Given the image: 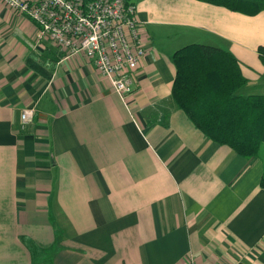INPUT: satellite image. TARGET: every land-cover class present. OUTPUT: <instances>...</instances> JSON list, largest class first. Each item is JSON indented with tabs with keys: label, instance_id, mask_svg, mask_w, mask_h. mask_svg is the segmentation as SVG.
I'll list each match as a JSON object with an SVG mask.
<instances>
[{
	"label": "crops",
	"instance_id": "0c3cea01",
	"mask_svg": "<svg viewBox=\"0 0 264 264\" xmlns=\"http://www.w3.org/2000/svg\"><path fill=\"white\" fill-rule=\"evenodd\" d=\"M130 1L145 52L125 107L91 60L0 0V264H264V144L239 156L170 96L171 55L191 43L228 51L238 92L264 94V10Z\"/></svg>",
	"mask_w": 264,
	"mask_h": 264
},
{
	"label": "trees",
	"instance_id": "16d2710c",
	"mask_svg": "<svg viewBox=\"0 0 264 264\" xmlns=\"http://www.w3.org/2000/svg\"><path fill=\"white\" fill-rule=\"evenodd\" d=\"M86 1V0H84ZM244 14L264 10V0H203ZM264 65V47H257ZM174 76L170 96L191 124L208 140L226 145L247 159L264 143V94L243 95L246 79L235 58L218 47L191 43L171 55ZM264 189V174L258 181ZM33 261L43 252L25 240Z\"/></svg>",
	"mask_w": 264,
	"mask_h": 264
},
{
	"label": "built area",
	"instance_id": "2783aa9c",
	"mask_svg": "<svg viewBox=\"0 0 264 264\" xmlns=\"http://www.w3.org/2000/svg\"><path fill=\"white\" fill-rule=\"evenodd\" d=\"M14 14L37 26L36 38H47L67 56L82 53L127 106L132 69L145 52L142 22L130 0H1ZM32 107L19 113L24 126Z\"/></svg>",
	"mask_w": 264,
	"mask_h": 264
},
{
	"label": "rangeland",
	"instance_id": "374dc122",
	"mask_svg": "<svg viewBox=\"0 0 264 264\" xmlns=\"http://www.w3.org/2000/svg\"><path fill=\"white\" fill-rule=\"evenodd\" d=\"M26 107H32V106H26ZM33 108V107H32ZM33 110H34V108H33ZM31 121V120H30ZM29 123V122H28ZM23 127V126H22ZM262 144H264V143H262Z\"/></svg>",
	"mask_w": 264,
	"mask_h": 264
}]
</instances>
